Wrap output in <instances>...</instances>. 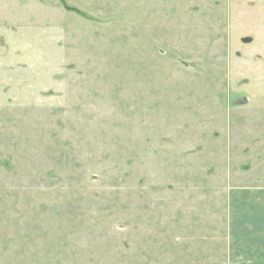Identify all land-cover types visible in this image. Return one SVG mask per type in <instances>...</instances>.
I'll return each instance as SVG.
<instances>
[{"label":"rangeland","instance_id":"374dc122","mask_svg":"<svg viewBox=\"0 0 264 264\" xmlns=\"http://www.w3.org/2000/svg\"><path fill=\"white\" fill-rule=\"evenodd\" d=\"M263 187L264 0H0V264H246Z\"/></svg>","mask_w":264,"mask_h":264},{"label":"crops","instance_id":"0c3cea01","mask_svg":"<svg viewBox=\"0 0 264 264\" xmlns=\"http://www.w3.org/2000/svg\"><path fill=\"white\" fill-rule=\"evenodd\" d=\"M244 192L237 193V198L232 196L244 200L247 215L235 220L231 226L242 232V239L231 238L228 256L230 260L245 261L246 264H264V187L247 188ZM237 216L241 214L238 212Z\"/></svg>","mask_w":264,"mask_h":264}]
</instances>
